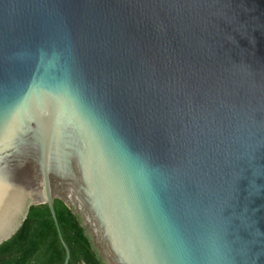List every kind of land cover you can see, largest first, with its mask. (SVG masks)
I'll use <instances>...</instances> for the list:
<instances>
[{
    "label": "water",
    "instance_id": "1",
    "mask_svg": "<svg viewBox=\"0 0 264 264\" xmlns=\"http://www.w3.org/2000/svg\"><path fill=\"white\" fill-rule=\"evenodd\" d=\"M74 215L103 264H264V0H0V246Z\"/></svg>",
    "mask_w": 264,
    "mask_h": 264
},
{
    "label": "trees",
    "instance_id": "2",
    "mask_svg": "<svg viewBox=\"0 0 264 264\" xmlns=\"http://www.w3.org/2000/svg\"><path fill=\"white\" fill-rule=\"evenodd\" d=\"M53 205L70 251L68 264H103L70 210L58 198ZM64 258L65 251L47 204L31 206L20 227L0 246V264H63Z\"/></svg>",
    "mask_w": 264,
    "mask_h": 264
}]
</instances>
